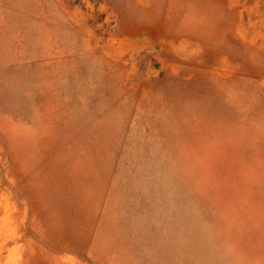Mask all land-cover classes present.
Returning <instances> with one entry per match:
<instances>
[{
  "label": "rangeland",
  "instance_id": "rangeland-1",
  "mask_svg": "<svg viewBox=\"0 0 264 264\" xmlns=\"http://www.w3.org/2000/svg\"><path fill=\"white\" fill-rule=\"evenodd\" d=\"M0 264H264V0H0Z\"/></svg>",
  "mask_w": 264,
  "mask_h": 264
}]
</instances>
